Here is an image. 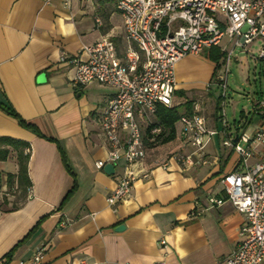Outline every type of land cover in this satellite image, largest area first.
I'll return each instance as SVG.
<instances>
[{"label": "crops", "instance_id": "obj_1", "mask_svg": "<svg viewBox=\"0 0 264 264\" xmlns=\"http://www.w3.org/2000/svg\"><path fill=\"white\" fill-rule=\"evenodd\" d=\"M117 1L71 0L66 6L64 0H0V103L10 104L41 133L0 108V187L9 191L0 199V264L29 234L8 264H35L40 246L46 247L43 264H80L81 259L90 264H222L236 248L244 215L228 201L220 206L209 202L211 196H223L221 178L238 163V155L222 144L220 92L212 117L201 111L208 127L218 130L204 163L184 170L169 160L183 146L178 121L173 140L163 142L168 136L164 130L162 139L148 148L143 167L150 176L136 181L132 198L115 205L107 201L123 162L115 164L113 173L96 163L108 153L100 120L116 90L99 82L72 86L76 70L71 60L103 37L116 43L119 56L125 55L130 43ZM229 45L233 42L225 38L217 47L225 52ZM203 55L177 63L173 100L182 101L173 105L189 100L190 92L204 94L221 72L222 66ZM197 59L206 68L198 70L192 64ZM207 92L217 95L213 87ZM255 103L262 113L264 97ZM154 120L158 123L157 116ZM249 121L250 135L264 130L263 119ZM243 127L241 132L228 124L226 136L236 138L247 131ZM20 153L29 156L24 180L19 177ZM252 161H264L262 146ZM141 168L136 165L138 172ZM75 181L76 189L63 204ZM120 225L124 228L117 229Z\"/></svg>", "mask_w": 264, "mask_h": 264}, {"label": "built area", "instance_id": "obj_2", "mask_svg": "<svg viewBox=\"0 0 264 264\" xmlns=\"http://www.w3.org/2000/svg\"><path fill=\"white\" fill-rule=\"evenodd\" d=\"M64 2L70 6L71 0ZM117 9L130 43L125 55L119 56L116 43L103 37L85 45L71 60L76 70L72 86L99 82L116 90L100 120L108 153L96 163L104 168L107 163L123 162L115 189L107 198L110 205L131 199L136 181L150 176L143 167L144 160L148 148L157 144L164 132L154 117L159 106L173 105L176 65L181 59L199 55L229 38L234 47L260 41L256 59L264 65V0H118ZM232 54L233 49L225 59V72L218 73L214 80L223 98L227 96ZM224 115L223 106L222 144L238 155V163L221 178L223 196H211L209 202L220 206L228 201L245 221L236 248L222 264H264V161H252L256 148H264V130L253 135L243 132L235 141L234 136H226L228 121ZM179 121L183 146L169 160L188 170L205 162L206 147L218 130L208 127L198 102H194L192 114H183ZM136 165L142 167L140 172ZM7 194L8 189L0 187V199ZM161 243L166 244V239ZM45 249L37 248L35 264H43ZM79 262L90 264L86 259Z\"/></svg>", "mask_w": 264, "mask_h": 264}, {"label": "rangeland", "instance_id": "obj_3", "mask_svg": "<svg viewBox=\"0 0 264 264\" xmlns=\"http://www.w3.org/2000/svg\"><path fill=\"white\" fill-rule=\"evenodd\" d=\"M261 45L260 41H255L247 47L236 46L233 48L234 45H229L225 48V56L219 61V66H222L221 72H225V59L229 50L233 48L227 73V96L223 98L220 107L224 106V116L228 124L233 129L239 128L241 132L244 130L243 124L246 125L248 133L252 132L253 127H250L248 121L252 120L256 124L259 123L260 118L255 116L258 111L263 109L260 107L261 104L255 103L262 96L264 97V65L260 60L256 59L260 54ZM202 55L207 60L210 59L205 52ZM192 64L196 65L198 70L206 68V65L202 62L200 63L198 59L192 61ZM215 77L209 82L204 94L203 92H190L186 95L189 100L194 99V102L200 103L201 111L206 112L209 117H212L216 97L220 92V88H217L214 83ZM212 87L217 94L216 96L213 95V97L207 94V91L211 90ZM180 101L182 99L177 97L174 98L173 103L176 104ZM210 121H212L211 118Z\"/></svg>", "mask_w": 264, "mask_h": 264}, {"label": "trees", "instance_id": "obj_4", "mask_svg": "<svg viewBox=\"0 0 264 264\" xmlns=\"http://www.w3.org/2000/svg\"><path fill=\"white\" fill-rule=\"evenodd\" d=\"M207 54H208V57H210V59L213 62H216L218 64V66H219V61L222 60V58L225 56V52L222 51L217 46L211 47ZM178 93L182 94V91H178ZM222 102H223V97H221V96L218 97L217 109L219 111H221L220 104ZM193 104L194 103L192 100H186L183 104H180V105H173L171 107L159 106L158 113H157L158 124L161 125L164 128V130L168 131V136H166L164 139H162L163 142L170 141V140H173L175 138V136H176V122H178L180 120V118L182 117V115L184 113L192 114ZM182 107L184 108L183 110H182ZM0 108L2 109V111L6 112L8 115L14 117L21 126L29 128L34 133L41 135L39 129L35 125L30 124L25 119H23L18 114V112L15 109H13V107L10 104L0 103ZM258 113H259L260 118L264 120V111L262 113H260V112H258ZM10 142L13 144H16V142L13 140H10ZM58 147H59L60 152L62 154L63 162H64L66 168L68 169V171L70 173H72L74 175L72 169L70 168V166L67 163L66 156H65L64 152L62 151L60 145H58ZM28 159H29V156L27 154L26 155H24L23 153L19 154V164H20L19 177H20V180H24V179L28 178ZM75 189H76V181H75L74 187L72 188V190L68 193V195L64 199L63 204L73 194V191ZM29 235L23 241H20L18 243V245H16L12 250H10V252L5 254V257H4L5 261L1 264H8L10 262L16 248L19 245H21L23 242H25V240H27Z\"/></svg>", "mask_w": 264, "mask_h": 264}, {"label": "water", "instance_id": "obj_5", "mask_svg": "<svg viewBox=\"0 0 264 264\" xmlns=\"http://www.w3.org/2000/svg\"><path fill=\"white\" fill-rule=\"evenodd\" d=\"M235 141L237 140V137L234 139ZM104 169L107 173H113L115 171V164L113 163H107L105 166H104ZM124 228L123 225H120L117 227V229H122Z\"/></svg>", "mask_w": 264, "mask_h": 264}]
</instances>
